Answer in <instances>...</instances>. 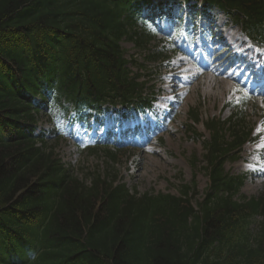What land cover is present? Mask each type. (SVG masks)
<instances>
[{
	"label": "trees",
	"instance_id": "obj_1",
	"mask_svg": "<svg viewBox=\"0 0 264 264\" xmlns=\"http://www.w3.org/2000/svg\"><path fill=\"white\" fill-rule=\"evenodd\" d=\"M149 1L0 0V264H264V221L253 238L245 224L264 217V199L236 200L241 182L223 171L215 132L198 209L195 183L180 196L140 195L96 173L87 187L36 135L51 99L80 112L140 98L129 65L142 66L122 43L149 47L154 35L133 20ZM203 2L264 41V0ZM234 136L232 149L247 134Z\"/></svg>",
	"mask_w": 264,
	"mask_h": 264
},
{
	"label": "rangeland",
	"instance_id": "obj_2",
	"mask_svg": "<svg viewBox=\"0 0 264 264\" xmlns=\"http://www.w3.org/2000/svg\"><path fill=\"white\" fill-rule=\"evenodd\" d=\"M212 14L216 15L215 26L219 27L224 19L216 11H213ZM228 28L231 32L230 27ZM232 31L238 35V29L233 28ZM230 32L228 33L231 35L232 32ZM164 39L168 41L166 34H160L150 45L153 52L163 51V54L168 56L166 58L162 55V61L154 64L145 61L146 53L139 52L133 43L127 42L123 46L127 50V58H135L139 64L146 67L140 72L141 74L146 76L149 73H158L161 69V76H156L153 79V83L158 89L166 90L163 91L160 106L167 108L173 104L177 106L179 113L174 112L170 128L165 130L159 139L154 138L141 148L132 147L133 150L123 156L114 169L118 172L119 179L123 180L128 187L136 188L140 194L150 192L180 195L181 186L195 181L198 186V196L194 200L196 203L204 197L209 180L200 171L204 165L202 162L204 149L202 143L194 135V131L203 132L204 125H195L192 128L189 118L190 111L193 109L201 111L200 118L204 122L214 117L224 119L230 115L233 105H238L237 94L231 73L226 70L221 71V76H216L214 72L204 73L200 79L193 82V70L187 68L186 65L183 66L184 57L182 55L179 53L172 55L170 48L166 50L169 45L163 43ZM133 72L138 73L137 69H133ZM190 76L191 78H189ZM178 86L179 93L175 92V88ZM227 102L231 107L226 111L225 109L221 111ZM252 102L259 106V103ZM259 107L260 109L264 108V104ZM253 111L251 107L246 109L247 113ZM108 117L109 115H105L102 132L110 128ZM257 119V117H253V121H257ZM67 124L68 122L65 119H60L55 112L41 118L39 131H44L47 134L48 145L56 148V152L64 162L74 169L75 175L80 179H83L85 174L94 171H106L108 161L104 155L91 156L88 152L77 151L75 142L70 138V135L73 132L79 133V128L69 127ZM129 125H132V122H129ZM54 128H57L56 131H59L60 134H65V138L56 140L49 133V131L55 130ZM258 132H264V127H261ZM195 157L199 162L197 168L192 165ZM228 169L237 174L243 172L244 166L241 164L232 167L228 165ZM242 193L247 196H259L264 193V183L248 181Z\"/></svg>",
	"mask_w": 264,
	"mask_h": 264
}]
</instances>
